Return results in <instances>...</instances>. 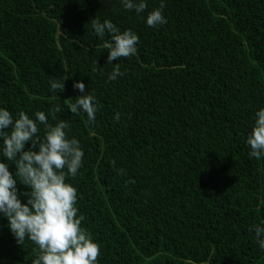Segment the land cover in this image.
<instances>
[{
	"label": "trees",
	"instance_id": "trees-1",
	"mask_svg": "<svg viewBox=\"0 0 264 264\" xmlns=\"http://www.w3.org/2000/svg\"><path fill=\"white\" fill-rule=\"evenodd\" d=\"M164 15L149 27L120 0H0V106L64 109L85 151L69 180L99 264H264L249 231L264 220V159L246 143L264 107V0H166ZM95 16L140 37L113 61L116 81ZM52 78L64 91L49 90ZM75 80L96 96L94 122L68 110ZM37 251L0 217V264Z\"/></svg>",
	"mask_w": 264,
	"mask_h": 264
},
{
	"label": "clouds",
	"instance_id": "clouds-1",
	"mask_svg": "<svg viewBox=\"0 0 264 264\" xmlns=\"http://www.w3.org/2000/svg\"><path fill=\"white\" fill-rule=\"evenodd\" d=\"M120 2L124 9L144 18L149 27L168 22L164 15L166 0H160L159 7L150 11L147 0ZM90 22L108 50L106 64L114 65L108 80L116 81L124 72L113 61L134 56L140 37L131 28L121 30L111 19L102 21L95 16ZM106 35L110 38L105 39ZM63 81L50 79L49 90L64 91ZM73 88L80 95L68 103V110L86 114L88 121L94 122L99 111L95 94L85 90L82 80H75ZM63 111L54 104L47 113L38 109L30 115L21 110L14 115L0 106V217L7 219L17 244L29 240L38 246L30 264H99L100 244L82 225L78 189L69 180L83 167L85 151L80 139L69 135L71 125L61 118ZM115 119H120V113ZM246 143L251 149L250 157L264 159V107L254 113ZM249 231L254 232L255 241L264 249V220L249 226Z\"/></svg>",
	"mask_w": 264,
	"mask_h": 264
}]
</instances>
